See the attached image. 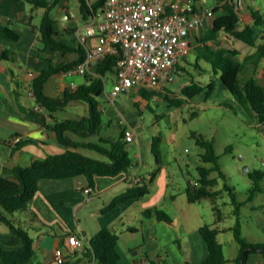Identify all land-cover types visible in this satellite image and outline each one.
Returning <instances> with one entry per match:
<instances>
[{
  "label": "crops",
  "instance_id": "0c3cea01",
  "mask_svg": "<svg viewBox=\"0 0 264 264\" xmlns=\"http://www.w3.org/2000/svg\"><path fill=\"white\" fill-rule=\"evenodd\" d=\"M20 2L21 0H0V23L17 28L15 22L19 21ZM69 3L70 0H56L51 7L54 31L61 39H71L74 27L83 26L93 20H84L80 14L74 17L69 16L71 12L76 14ZM197 4L214 6L216 2L208 5L207 0H197ZM52 10L55 12L52 13ZM252 10L258 11L263 20V24L254 26L256 42H259L260 35L264 31V5L252 7L248 0H244L243 8L238 12V26L242 28L246 23H253ZM44 11L43 7L34 9L31 7L30 22H24L31 25L27 27L29 33L26 35L27 38L33 35L30 49L20 50L16 47V43L21 38V31L18 28L20 36L17 41L0 43L2 55L0 58V174L7 177L11 176L12 168L17 165H29L35 159L45 158L47 154L64 151L63 146L57 141L55 132L48 128V124L57 118L45 107L38 105L35 98L27 92V84L30 80L28 71L33 70L38 74L46 66L47 58L52 61L61 58V51H37L38 26ZM223 13L225 10L219 7L215 10L214 17ZM210 27L211 21L207 20L202 27L190 33V49L192 47L196 51H200L201 48L203 50L205 47L203 39ZM216 40L217 42L214 43L212 40H206V43L212 45L214 50L223 48L225 51H229L228 49L237 51L235 58L243 61V70L247 69L248 73L251 72L250 77H253L264 89V58L249 59V55H252L256 48L245 43L244 46L248 47L243 52L239 48L242 46L239 43L241 40L227 37L222 31L217 34ZM5 48L8 50H3ZM67 55L70 61L77 57V51H69ZM54 75L60 78V83L57 85L60 92L57 95H60L64 88L73 89L85 81V75L82 74H73L71 77L64 73ZM111 77L113 83V74ZM44 90L51 95L45 85ZM105 96H107L106 93ZM114 103L115 101L101 102L102 112L105 111L111 115V118L109 121L102 120L98 133L92 135L118 136L123 127L133 128L135 140L132 141L133 145L129 142L130 147H128L133 159L132 166L128 171L114 176H97L92 194L77 189V185L88 186L83 175L39 180L38 189L29 201V208L37 214V218L32 220L23 213L21 215H24L26 219H22L15 213V218L20 220L24 228L26 226L25 229L33 238L35 247L33 262L57 264L54 253L58 249L62 252L67 264L71 262L97 264L96 258L86 253V246H90L91 237L102 227H108L118 235L116 249L120 255V264H138L143 256L155 264H163L169 256L176 264L202 261L208 253V248L199 228L207 222L198 201H189L186 191L188 187H193L192 182L196 179L186 175V183L173 180L167 166L168 156L161 151L160 147L161 142L167 138L166 134L160 135L159 155L156 157L151 150L152 140L144 136L146 129L139 110L122 112ZM81 104L80 101H71L65 107L76 109L75 107L78 106L77 111L84 112L80 115L87 114L88 107L81 108ZM112 104L119 110L122 118L115 114ZM241 107L242 110L250 109L246 106ZM90 136L86 140H89ZM15 137L18 141L11 142L10 140ZM170 137L174 139L176 132L171 131ZM102 158H104L103 155L100 159ZM144 177L153 178L147 195L119 202L111 209L101 211V208L114 196L140 182ZM156 207L165 211L171 220L143 214L145 209ZM223 220L215 222L216 216H214V221L209 224L227 228L221 225ZM221 232L218 234L219 241ZM71 233H75L82 240V247L72 248ZM0 245L13 249L20 248L23 242L0 222ZM252 254L257 264H264V252L254 250Z\"/></svg>",
  "mask_w": 264,
  "mask_h": 264
},
{
  "label": "trees",
  "instance_id": "16d2710c",
  "mask_svg": "<svg viewBox=\"0 0 264 264\" xmlns=\"http://www.w3.org/2000/svg\"><path fill=\"white\" fill-rule=\"evenodd\" d=\"M31 3L32 8L43 7L45 11L40 19L38 26L39 35L37 41L40 46L37 51H61V58L57 61L46 59V66L40 70L32 82L35 94V102L47 109L50 114L58 110H63L71 101H84L88 104L87 114L80 115L76 119H63L50 122L48 128L55 132L57 141L63 146L62 153L47 154L45 158L33 160L29 165H17L12 168L10 177L0 174V222L5 224L15 235L21 238L23 245L20 248H4L0 245V264H35V247L33 238L28 231L21 225L20 220L15 218V213H26L30 219L35 220L37 214L30 210L29 201L38 189L39 180L44 178H66L83 175L87 184L94 186L97 176H114L121 172L128 171L133 164V159L129 154V142L124 138L123 127L118 136H99L97 142L86 140L92 134L98 133L102 124L101 102L98 96L105 89L107 74L114 72V65L120 54H109L104 59L94 65L89 72L85 74V81L78 84L75 88H64L60 95L51 96L44 90V85L48 78L54 74H60L67 69L74 67L81 61L86 54V49L73 36L71 39H61L57 37L51 16V7L56 0H25ZM224 0H217L214 10L222 7L225 13L211 19V27L208 34L203 39L205 47L197 53L198 58L208 61L214 72L219 73V78L224 88L231 94L235 102L240 106H246L255 111L259 122H264V89L261 84L256 82L253 77L245 80L240 78L243 71V61L235 58L237 51L220 48L212 49L206 40L217 42L216 36L222 31L227 37H233L241 40L248 46L256 48V57L264 58V31L260 35L259 42L255 38V25L263 24L262 16L258 11L252 10L253 23H246L239 28L238 11L230 3L223 4ZM79 14L84 20H90L98 17V13L104 8L105 0H78ZM73 33V30H72ZM20 31L8 24L0 23V43L14 42L19 39ZM3 50H8L7 48ZM77 51V57L68 60L67 53ZM0 58L2 55L0 53ZM249 58H254L249 55ZM185 60V56L182 58ZM198 64V60L196 62ZM185 70L179 63L177 70ZM176 70V74L179 72ZM214 88V81L211 80L204 85L200 80L191 79V82L182 87L180 98H166L169 104L179 105L185 98H192L199 92L204 91L206 97L210 96ZM154 94L153 90L148 91L141 87V95L149 98ZM137 105V102H135ZM140 112V111H139ZM196 114V112H193ZM73 133L74 135H72ZM196 144L201 148L199 158L201 164L197 166L198 177L192 182L193 189H186L189 201L197 202L202 198L213 200L212 210L216 216V221L224 219L221 210L215 202L217 191L213 190L217 185V178L211 176L216 171L220 178L226 180V174L223 172L219 157L212 141L201 133L192 132ZM152 153L157 157L159 155L160 135H154L151 139ZM88 148L97 150L104 158H94L83 154L78 149ZM231 145L226 146V149ZM249 177L253 181V187L250 191V197H253L256 191H264L260 181L264 178V170L255 169L249 172ZM153 178H143L140 182L126 188L121 193L114 196L101 211L105 212L114 207L119 202L127 201L131 198H141L150 192V185ZM224 189H227L233 196V188L224 182ZM143 214L153 215L158 219L171 220V217L159 208H149L143 211ZM232 228V227H230ZM228 228H221L217 225L204 223L199 231L203 236L208 253L205 258L198 263L187 264H227L223 244L218 240V234ZM234 229L235 240L239 245V252L236 264H246L248 255L258 248L264 252V242L248 241L242 235L240 222L237 221ZM118 235L108 227L100 228L90 239V246H86V253L96 258L97 264H120V255L116 249ZM250 249L242 255L243 250ZM62 264H67V261ZM152 264H155L154 262Z\"/></svg>",
  "mask_w": 264,
  "mask_h": 264
},
{
  "label": "rangeland",
  "instance_id": "374dc122",
  "mask_svg": "<svg viewBox=\"0 0 264 264\" xmlns=\"http://www.w3.org/2000/svg\"><path fill=\"white\" fill-rule=\"evenodd\" d=\"M215 2V0H207L208 5ZM248 2L252 7L264 5V0H248ZM69 6L76 12L72 17L79 16L77 13V11L79 12L78 0H70ZM31 7V3L25 0H21L18 7L19 21L15 22V26L21 31V38L15 43L20 50L30 49L33 39V35L26 37L29 33L27 27L31 25L24 23L30 22ZM54 12L55 10H52V13ZM209 20L211 21V19ZM239 43L242 44L239 48L245 52L248 46H244L245 43L242 41ZM88 44L96 45L97 38L90 37ZM37 45L40 46V44ZM198 52L191 47L185 55V60L180 62L185 70H177L179 73L174 75L172 81L158 88L144 87L148 91L153 90L154 92L149 98H144L141 95L140 87H132L126 92L119 93L115 98L114 105L116 104V107L122 112L137 109L140 111L146 129L144 136L147 139H152L154 135L166 134L167 138L161 142L160 147L161 151H164L168 156L167 166L172 173V179L175 181L186 183V175L194 179L198 177L197 166L202 163L198 155L201 148L196 144L192 132L201 133L212 141L219 157V164L226 174V180H224L218 176L216 171L211 173V176L218 180L213 190L217 191L215 202L224 215L221 225L228 228L220 233L219 239L228 259L227 264H236L239 245L235 240L233 227L237 221L240 222L241 232L246 240L264 242V191H256L254 196L250 197L253 181L248 175L255 169L264 170V122H259L255 111L251 108L242 110V107L235 102L231 94L224 89L219 73L213 72L208 61L198 58ZM251 54L254 58L256 57V51ZM197 60L198 64H196ZM239 76L245 80L252 75L246 69ZM192 78L200 80L204 85L213 80L214 88L210 96L206 97L203 91L190 99H183V102L178 106L169 104L166 95L170 98H180L182 87L189 84ZM105 79V89L98 96V100L102 103L108 102L105 93L112 89L111 74H107ZM59 83L58 75L49 77L45 88L51 96H57L60 92L57 87ZM80 102L82 103L81 108L88 107L86 102ZM114 105L112 104V107ZM116 107L114 106L115 114L121 117ZM75 108L67 106L63 110L53 112V114L57 120L76 119L84 112L77 111L78 106ZM110 118L111 115L105 111L102 112V120L109 121ZM171 131L176 132L174 139L170 137ZM98 138V136L92 135L89 140L97 142ZM130 144L133 145L132 142ZM228 145H231V148L226 149ZM78 150L94 158L102 157V154L97 150L88 148H79ZM224 182L233 188V196L227 189L223 188ZM259 183L264 188V178ZM198 203L205 215L206 222L212 223L215 216L212 210L213 200L202 198ZM16 214L22 219H26L24 215H21L22 212ZM248 261L250 264H257L252 252L248 255ZM56 263L60 264L57 261ZM163 264L176 263L169 256L163 261Z\"/></svg>",
  "mask_w": 264,
  "mask_h": 264
},
{
  "label": "built area",
  "instance_id": "2783aa9c",
  "mask_svg": "<svg viewBox=\"0 0 264 264\" xmlns=\"http://www.w3.org/2000/svg\"><path fill=\"white\" fill-rule=\"evenodd\" d=\"M223 2L232 4L238 12L244 6V0ZM103 10L104 17L101 11L91 22L74 27L72 34L86 49V54L63 73L85 75L107 55L120 54L112 73V89L106 93L108 102H114L119 93L132 87L158 88L172 81L177 65L190 50V33L213 19L215 12L214 6H199L197 0H105ZM90 37L97 38L96 45L87 44ZM36 75L33 70L28 71L27 92L33 98L32 82ZM124 138L128 142L135 140L133 128H125ZM10 141L17 142L18 138ZM77 189L88 194L93 192L90 185H77ZM70 244L78 248L83 242L71 233ZM54 259L60 264L65 262L58 249ZM152 263L145 256L138 262Z\"/></svg>",
  "mask_w": 264,
  "mask_h": 264
},
{
  "label": "water",
  "instance_id": "95a60500",
  "mask_svg": "<svg viewBox=\"0 0 264 264\" xmlns=\"http://www.w3.org/2000/svg\"><path fill=\"white\" fill-rule=\"evenodd\" d=\"M226 4V3H224ZM102 16L104 17L105 16V13H104V10L102 9ZM193 189V187H192ZM250 248L249 247H246L243 252H242V255L245 254ZM254 250H259L258 248H253Z\"/></svg>",
  "mask_w": 264,
  "mask_h": 264
}]
</instances>
